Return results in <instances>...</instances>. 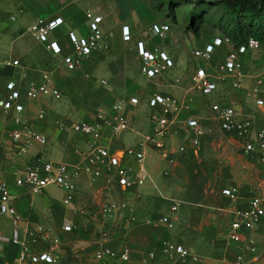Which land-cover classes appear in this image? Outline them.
Wrapping results in <instances>:
<instances>
[{"label":"crops","instance_id":"0c3cea01","mask_svg":"<svg viewBox=\"0 0 264 264\" xmlns=\"http://www.w3.org/2000/svg\"><path fill=\"white\" fill-rule=\"evenodd\" d=\"M134 1L0 0V101L8 95L9 83H15L17 89L25 94L31 82H43L44 73H50L52 85L63 95L59 102L47 98L25 99V122L46 136L48 144H35L28 155L21 157L16 155L11 138L16 128L13 113L0 107V148L3 155L0 182L10 186L14 196L13 206L22 217L18 225L11 217L0 220V263L12 264L18 259L20 247L12 241L15 229L24 241H30L29 232L36 233L39 240L32 247L33 251L52 253L56 264H101L97 255L103 247L114 252L111 264H119L117 258L125 247L132 253L127 264H184L163 254L162 244L167 240L183 245L192 255L198 256L197 264H235L241 253L245 256V264L264 263V221L252 230H243L244 240L256 241L258 256L243 251L230 239L235 212L247 209L254 196L264 195L263 165L258 158H251L243 152L241 143L237 141H229L234 147L225 151L229 153L227 156L218 155L216 149L204 148L213 139L211 131L208 132L210 124L202 112L197 111L196 98L191 95L185 98V92L172 84L177 79L181 83L176 73L180 63L168 47L173 35L163 41L165 46H160L171 55L176 67L165 77L155 80L143 76L135 43L145 39L149 44H159L151 29L139 35L134 21H128L127 7H143L142 0L140 3ZM88 11L95 16L102 15L103 29L114 31V37L108 41L112 48L106 52H95L83 59L76 71H69L63 64L64 56L73 51L69 33L75 32L80 36L89 33ZM56 18H63L64 24L51 38L61 45L62 55L48 52L31 32L35 24ZM124 26L130 27L132 42L123 40ZM227 51V47L219 50L212 63H200L199 66L204 65L213 72ZM15 61L17 66L8 64ZM245 69L248 76L244 89L235 91L222 85L214 94L212 104L231 105L242 115L241 107L246 98H251V103L258 107L249 93L255 82L253 79L261 72V64L251 56L245 61ZM148 82L154 85L147 88ZM155 93L192 99L193 102L189 112L180 117L167 139L173 162L164 158L158 150H146L150 180L145 185L124 187L114 172L103 168L101 177L95 181L87 174L77 179L74 199L69 204L65 203L68 193L58 187H49L40 194H34L28 186L16 185V177L24 174L37 156L53 164L84 163L80 153L89 151L91 143L89 137L72 130L76 122H100L101 116L123 117L129 121L130 129L114 137L111 130L105 128L104 144L113 155L137 148L143 136L153 132L154 122L148 100ZM133 98L139 100L137 105L131 103ZM119 102H123L125 107L118 113L113 108ZM41 113H45L43 119L39 118ZM188 117L198 119L205 130L199 147L193 146L192 136L188 135L184 125ZM256 121L259 128H264V118H256ZM180 147H186L185 154L178 152ZM196 162L203 165L205 177L199 197L193 196L190 187L192 167ZM122 163L134 171L139 168L134 157H125ZM253 166L260 167L255 178L251 172ZM233 187L240 190L238 202L231 201L222 193L224 189ZM175 201H179L181 206L174 218V230L155 228L146 223L167 215ZM106 202L112 206L127 203L132 211H125L126 218L134 212L139 221L122 224L116 215L103 225ZM71 225L73 230L67 232L65 228ZM103 231L109 233L108 238L103 237ZM55 240H59V244H54ZM151 253H155L154 258Z\"/></svg>","mask_w":264,"mask_h":264},{"label":"built area","instance_id":"2783aa9c","mask_svg":"<svg viewBox=\"0 0 264 264\" xmlns=\"http://www.w3.org/2000/svg\"><path fill=\"white\" fill-rule=\"evenodd\" d=\"M89 33L86 36L77 35L75 32L69 33L72 44V53L64 56L63 64L69 71H76L82 64L83 59L91 57L95 52H106L110 49L105 32L101 26V19L92 12H87ZM64 24L63 18H56L50 21H43L35 24L31 28L33 36L43 45L48 52L55 55H62L61 45L52 40L51 35ZM153 37L165 41L171 33V25L165 23H154L151 28ZM122 36L125 42L133 41V34L129 26L122 28ZM227 47L228 51L222 58L214 71L211 72L206 66H198L196 71L197 87L203 96L210 97L218 92L222 85H229L235 91L244 89L247 79L245 61L256 52L264 48L263 43L250 37L244 44H237L231 38L219 37L208 42L204 47L199 48L194 53L197 61L212 63L219 50ZM136 52L141 60V72L149 80L165 77L175 67L176 63L171 55L164 51L159 45L149 44L147 40H138L135 43ZM17 66L18 62L8 63ZM177 84L180 80L177 79ZM105 83V82H104ZM8 95L0 101V107L8 113H13V121L16 126L11 138L17 156H26L30 153L35 144L46 146L48 139L34 130L25 122L23 114L26 111L25 99L34 101L41 98L61 101L63 95L59 89L52 85L50 73H44L43 82H31L25 94L21 93L15 83L7 86ZM249 95L255 100L258 107H264V79L256 78ZM132 104L137 105L139 100L133 98ZM148 105L152 110V121L154 122L153 132L143 136L137 148H129L120 154H111L109 148L104 144V129L111 130L114 137L127 132L130 129L129 121L123 117L113 118L100 117V122L89 123L86 121L76 122L72 126L75 133L85 135L90 138L91 147L89 151L81 152L84 157L82 165H70L67 163L53 164L45 162L41 157H35L31 165L24 174L16 177L17 186H28L32 193L40 194L49 187H58L68 193L66 204L71 203L76 192V181L83 174H87L93 181L102 175V169L114 172L119 183L124 187L143 186L150 180V172L146 166V150L155 149L161 152L162 156L170 159V150L167 148V139L171 136L173 128L180 121V117L188 113L191 108L190 99H180L172 95L155 93L149 100ZM125 107L123 102L114 106V111L121 112ZM212 112L218 121L223 132L236 134L239 138L246 140V154L251 158H258L264 168V128L257 126L254 116L245 117L233 106L217 102L212 104ZM45 117V113L39 115L40 119ZM188 135H191L192 144L195 147L201 145V140L205 136V130L198 119L188 117L184 121ZM111 139V138H110ZM179 153L185 154L186 147H180ZM125 157H134L139 168L134 171L132 168L123 165ZM264 185V170L262 173ZM223 195L233 202L240 199V190L237 187L223 190ZM14 196L10 186L6 182H0V220L4 217H11L16 225L22 222V217L13 206ZM181 203L175 201L167 215L159 220H147L146 223L155 228L166 227L174 230L176 223L174 218L180 212ZM132 211L127 203L112 206L106 202L103 207L102 223L107 225L113 217L118 215L122 224H132L139 221L138 217L132 213L126 218L125 211ZM236 220L231 226L230 239L243 251L251 255L258 256V246L254 239L244 240L243 230H252L264 221V195L254 196L245 210L235 212ZM67 232L73 230V226L65 228ZM103 237L108 238L107 231L102 232ZM30 241L22 240L17 229L14 230L13 244L20 247L18 259L12 264H56V259L50 252L35 253L32 247L39 240L36 233L29 232ZM55 240L54 244H59ZM1 249V247H0ZM162 252L173 261H180L184 264H197L199 257L192 255L183 245L167 240L162 244ZM131 250L125 247L117 258L119 264H127L131 260ZM152 258L155 253H151ZM114 252L108 247L99 250L97 258L101 264H111ZM2 264V263H0ZM11 264V263H3ZM235 264H245L244 254L237 256ZM264 264V263H262Z\"/></svg>","mask_w":264,"mask_h":264},{"label":"rangeland","instance_id":"374dc122","mask_svg":"<svg viewBox=\"0 0 264 264\" xmlns=\"http://www.w3.org/2000/svg\"><path fill=\"white\" fill-rule=\"evenodd\" d=\"M140 3V0H137ZM143 7H127L128 21H134L136 30L139 35L149 31L154 23H165L171 25V33L173 38L168 44L171 54L180 63L177 76L181 78V83L175 84L176 88L185 92L187 96L196 98L197 111L202 112V116L208 121L209 129L213 138L211 142L204 145L208 150H218V155L229 154L225 152L228 148H233L234 145L230 140L241 143L243 152H246V140L239 138L236 134L223 132L219 129L218 121H216L212 112V103L214 95L211 98L202 96V93L197 87L196 71L201 61H197L194 57L195 51L203 47L206 43L211 42L215 38L229 37L237 38L234 20L230 17L222 4V0H142ZM134 3V0H129ZM103 8V7H101ZM107 7H104V9ZM101 19L103 29V17ZM264 23V20H263ZM107 40L111 41L114 37L113 30L106 31ZM156 43L163 45V41L157 40ZM165 46V45H163ZM112 48V46L110 45ZM110 48V49H111ZM255 62L261 64V72L256 78L264 79V48L252 55ZM133 62H130L132 64ZM207 64V63H205ZM133 66V64H132ZM181 71V72H180ZM153 82L147 83V88L153 86ZM229 86V85H224ZM189 94V95H188ZM250 99V100H249ZM191 99V103H192ZM254 104V103H253ZM251 103V98H246L241 107L243 116L260 119L264 118V108L260 109ZM216 147V148H215ZM0 162H3V155L0 148ZM203 165L196 162L192 167L191 183L193 196H200L202 181L205 178L202 172ZM260 171V167L253 166L251 172L255 178Z\"/></svg>","mask_w":264,"mask_h":264},{"label":"trees","instance_id":"16d2710c","mask_svg":"<svg viewBox=\"0 0 264 264\" xmlns=\"http://www.w3.org/2000/svg\"><path fill=\"white\" fill-rule=\"evenodd\" d=\"M222 4L234 20L235 43L244 44L255 37L264 45V0H222Z\"/></svg>","mask_w":264,"mask_h":264}]
</instances>
